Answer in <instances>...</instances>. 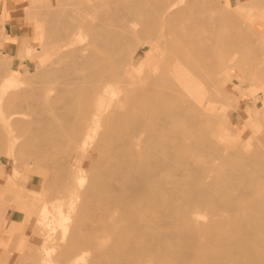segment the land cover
<instances>
[{
    "label": "bare ground",
    "instance_id": "obj_1",
    "mask_svg": "<svg viewBox=\"0 0 264 264\" xmlns=\"http://www.w3.org/2000/svg\"><path fill=\"white\" fill-rule=\"evenodd\" d=\"M69 1H65L66 4ZM98 2L91 4L90 9L102 13L103 17L99 14L94 16L97 19L102 17L101 21L93 23L85 17L81 26L79 23L75 25L89 37V45H78L81 33H71L74 26L69 25L73 16L69 21L66 20L68 15H64L68 6L66 8L62 3L66 9L63 16L54 12V16L49 14L54 8L48 13L55 25V31L51 26L54 33L49 36L61 39L62 43L56 47L61 42L57 40L55 44L57 60L52 61L54 64L49 62L53 66L48 63L51 68L47 65L44 75L38 74V78L46 79L47 83L42 84L44 80L40 79L36 91H30L32 87L28 90L34 94L32 102L26 106L30 112L16 110L22 103V90L19 93L15 90L17 93L10 99H0V149L8 146L3 150H11L10 147L20 144L22 140H18L22 137L20 132H23L25 137L22 138L29 148L25 144L28 152L20 150L26 158L30 153L28 157L37 161L43 156L45 158V154L48 156L49 151L63 150L66 140L74 142L70 153L64 156L66 163L63 165L67 171L63 177L56 178L58 166L53 164L50 168L46 167L50 170L48 173L37 171L41 176L39 181L76 192V199L71 203L74 214L67 222L60 216L61 210L50 209L48 202L39 209L40 213L52 211L50 217L48 213V216L41 214L43 218L39 220L49 231L57 227L59 234L55 235L54 243L39 248L32 257L28 256L27 264L55 250L60 264H241L242 261L264 264V149L260 147L264 143H258L264 142L262 113L253 108L254 119L246 116L245 120L251 127L254 125L253 132L259 135L257 143L253 141L254 144H251L250 141L251 149L257 148L254 146L256 143L259 150H251L247 145L245 149L229 153L224 149L220 155L217 150L221 149V145L218 143L220 146L216 149L217 144L215 146L212 137L209 138L212 131L209 133V129H213L208 118L211 104L224 103L228 99L224 100L225 95L230 93L229 87H226L217 88L222 94L220 100H213L209 95L211 85L215 88V72L220 74V71H225L222 65L226 64L224 61L231 52L229 41L232 37L229 36V46L223 40L226 47L222 46L225 50L229 49L225 60L217 57L221 48L206 37H215L218 30L214 32L208 28L213 26V19L204 14L206 7L198 0ZM261 2L255 5L261 7L264 0ZM192 8L201 13L190 23L194 13ZM186 14L188 17L192 14L191 19L189 17L188 20ZM64 16L69 25L63 21ZM183 17L189 23L180 21ZM221 18L218 19L225 27L228 20L233 21L228 13ZM134 21L141 22L143 26L138 25L142 28H134ZM48 24L52 25V22ZM203 28L208 29L207 33L214 34L205 36ZM226 28L221 29L228 34L236 32L231 29L228 32V26ZM224 31L219 32L223 35ZM140 36H146L142 38L157 44L163 53L161 60L153 72L152 69L149 70L151 73L144 69L145 75L140 79L135 74L124 77L125 57L137 45L134 41L138 42ZM217 37L213 43L218 40ZM145 42L148 43V40ZM241 43L245 44L244 41ZM247 49L243 50L249 52ZM31 50L33 47L27 45L23 52ZM239 50L242 49H238V54L244 52ZM154 51L150 49L152 57L147 59L149 64L155 63ZM228 61L227 67L232 64L229 58ZM242 62L240 68L241 65L242 69L248 68L247 62L245 66ZM252 66L255 68L251 64L249 68ZM217 84L220 86V83ZM119 92L122 97L116 98L115 93ZM101 94L109 95L104 110L100 104ZM67 109L70 111H65ZM89 111L90 120L87 119ZM213 130L216 131L215 128ZM90 132L94 136L91 143L95 144L91 148H77L78 141ZM254 133L252 136L256 139ZM252 136L251 139L255 140ZM89 140L84 137L85 143ZM79 152L80 157L73 156V153ZM53 156L50 154L51 158ZM18 157L15 156L16 160ZM47 158L49 160V156ZM56 160L58 162L57 158L53 160L55 164ZM28 165L37 167L32 161ZM31 169L27 168L29 172ZM86 170L92 174L88 181L85 178L79 181L72 179L74 174ZM54 214L59 217H54ZM230 216L233 218L229 219Z\"/></svg>",
    "mask_w": 264,
    "mask_h": 264
},
{
    "label": "rangeland",
    "instance_id": "obj_2",
    "mask_svg": "<svg viewBox=\"0 0 264 264\" xmlns=\"http://www.w3.org/2000/svg\"><path fill=\"white\" fill-rule=\"evenodd\" d=\"M57 1L60 4V6L58 5ZM65 1H67V0H39V1L38 0H27V2L23 5V13H24L25 24L29 25L31 32H33V40H31V44L22 43L20 45L19 55L17 56V58L21 62H17L15 64L13 63L12 57L6 56L0 50V70H1L0 71V83H1V85H0L1 86L0 87V90H1L0 91V99L2 98V100H3V97L5 98V100L10 99L11 96L17 90H18V93L20 90H22V92L20 91L22 93V95L20 96V103H21V101H22V103L19 107L16 108V110L24 111L27 113L30 112V111H28V109H26V106L29 103H31L33 100L32 96H34V94L30 91H32V90H33V92H34V90L36 91L39 88V87L38 88H36V87L38 86V84H40L39 83L40 79H42V81L44 80L40 76L38 78L39 72H40V75L43 74L44 71L48 70V69L45 70V68H47L48 66H49V68H51V66H53V65H51L50 63L52 61L54 62L55 60H57L56 59L57 58L56 47L60 43H62V40L60 39L61 42L57 43V40H59V39L56 40L54 37L49 36V34L52 36V34L55 31V28H54L55 25H54V22L52 21L53 19H51V18H53L52 16H54V13H57V14L63 16V14L66 13V11H65L66 9L64 6L66 5V8L68 6L67 13L64 14L65 16L68 15L67 16L68 18L64 16L63 21L65 22V24L69 25V23L66 22V20L71 21V19L73 18V22H71L69 26L73 25L74 28L76 27L75 25H77V23H79V26H81V24H82L81 20L83 22L84 21L83 19L85 17H86L85 20L90 21V22L92 20L93 23H99L98 21H101V18L103 17L102 13L99 14L100 11L95 12L93 9H90L91 4H93V5L97 4L98 1H102V0H93V1L92 0H76V1L70 0L67 4ZM95 1H97V2H95ZM198 1L205 5V6H203L204 8L206 7L205 8L206 10H204V14L206 16L209 15L208 17L213 19L212 24L213 23L214 24L219 23L218 25L213 24V26H220V25L224 26L223 21H222V24L220 23L222 20L221 16L228 13L232 17V20L234 21V23H232L233 21L230 22V20H228L227 24H225L226 27L228 26V28H229L228 32H230L229 31L230 29H231V31H234V32L236 31L235 33L230 32L231 34L230 33L228 34L226 31L227 28L225 26L221 27V28H224V29L226 28V30H225L226 32L223 29H221L220 27H217L218 29L213 27L212 25H211V27H208V28H210V30L211 29L214 30V32L218 30L217 32L219 34H217V32H216L214 35L215 37H213V38L211 37V36H213V35H211L213 32L212 33L208 32V33H210L211 36L208 35L209 37L207 36L206 38H211L213 40V42L216 39V35L219 37V38L217 37L218 40L219 39L221 40L222 36L225 33H226L225 36L226 37L228 36L227 38L223 36L224 38L221 41L216 40L215 43L212 42L213 45L218 44V45H216V47L219 46L218 48L222 49V50L221 49L219 50L218 48H216L214 46V48L216 50L218 49L219 53H220V51H221V53L225 52L224 54L220 53L218 55L216 53L217 57H220V58L222 57L221 59L225 60V57L227 56L226 52H228V50H229L228 48H227L228 50H225V47H226L225 43L227 42L226 45H228L229 42H230L229 45L231 44V47H229V48H231L230 49L231 52H228L229 57L227 56L226 60L224 61V62H226V64L222 65V66H224V67H222V69L225 68V71L224 70L222 72L220 71V74H218L216 71L214 74V76L218 79V81H216L217 79L215 77L214 78L216 80L213 79V86L216 88V90H215V88L214 89L212 88V85L210 87L211 91L209 92V95H212V98H214L213 100H216L217 98H218V100H220L219 96H221V98H222V94H219L218 89L229 87L230 93H228V95H225L226 98L224 97V100L227 98L228 99L225 100L224 103L222 100H221L222 101L221 104H219L220 102L218 104L215 102L216 103L215 105H217L216 107H215L214 103L211 104V110L210 111L212 112V108H213V112L212 113L210 112V114L211 115L216 114V115H213V117L210 115L208 118H209V120H211V126H213V129L215 128L216 131H214L212 128L209 129V133L212 130L210 135H209V138L212 137L211 140L214 141L213 143L215 146L217 144L216 149H219V147H218L219 144L221 145V146L219 145L221 147V149L217 150V152L220 151V153H219L220 155H222L221 152H224V149L227 150V153H229L228 151L234 152L235 149H236V151H238V149L242 150V148L245 149L248 146H250L249 148L251 149L250 141H252L251 144H254L253 141L254 142L256 141V143H257V135L258 134L256 135L253 132V130L255 129L254 125L251 127L250 125H248L245 122V120L247 118L246 116H249L250 119L253 120L254 117L252 115V109L255 108V109L259 110L260 113H262L261 118L263 119V124H264V77H263V75H264V49L260 50L261 48H264L263 47V45H264V15L262 14V12H264V4L263 5L261 4L262 5L261 7L259 5H255L257 3L256 1H258V0H255V1L254 0H198ZM63 2H65V3H63ZM253 2H255V3L252 4ZM259 2H261V0L258 1L257 4H260ZM62 3L65 5H63ZM85 3L88 6H86ZM71 4H73V5L75 4L76 7H75V5L72 6ZM56 5H57V8H55ZM58 7H60V8H58ZM86 7H87V9H86ZM53 8H54V10H52ZM43 9H44V11H42ZM47 9H48V11H47ZM58 9H61V10H58ZM89 9L92 10V12L89 11ZM50 10H52V13L53 12L54 13L52 14L50 12ZM60 11H62V12H60ZM192 11H193V8H192ZM87 12H89L88 14H91V15H88ZM193 12H194L193 16H192V14L191 15L189 14L190 19L192 16L191 20H189V17L187 16L188 14L185 15V17H187V19L190 21V23L192 20H194L193 17L199 16L201 13V12L199 13L198 10L193 11ZM42 13H43V15H42ZM48 13L51 14L52 16H49ZM60 13H62V14H60ZM44 14H46V15H44ZM84 14H85V16H84ZM95 14H96V16L99 14L98 16H102V17H100V18L98 17V19H97V17L94 18ZM71 15L73 16L72 18H71ZM90 16H92V17H90ZM260 16H262V17H260ZM40 17H42V18L45 17L47 20L45 18L42 19ZM48 18H49V21H48ZM78 18H81V19H79L80 21H78ZM218 18L219 19L221 18V20L219 21ZM94 19H97V21L96 20L94 21ZM45 20H46V22H45ZM184 20L185 19L183 17V20L181 19L180 21L183 22ZM188 20L187 21L185 20V21L188 22ZM214 20H216V21H214ZM74 21H78V22L74 23ZM185 21H184V23H186ZM47 22L48 23L52 22V25L48 24ZM134 22H136V21H134ZM134 22H133V24H134ZM215 22H217V23H215ZM224 22L226 23V21H224ZM238 22H239V24H238ZM136 23H137V25H136ZM136 23L133 25V27L135 26L134 28H136V29H137V27L139 29L141 26H143V25H141V22L137 21ZM138 23L141 26H139ZM235 23H237V25H239V26H237V25L235 26ZM240 23L241 24L243 23V24L241 25ZM43 25H44V27H43ZM51 26L53 27L54 31H53V29H50ZM46 27H48V28H46ZM78 27H76V30H73L74 28L73 29L70 28L71 33L72 32L74 33L75 31L81 33V36L78 37V39H77L78 45H82V44L89 45V43H91L89 37L86 36L83 33V31L81 32V30H78L80 28V27L79 28ZM236 27H239V29L238 30L234 29ZM206 28H203V32L205 33V36H206V34H208L206 32L208 29L205 30ZM70 29H69V32H70ZM51 30H52V32H51ZM220 30L224 31L223 35H221L222 33L219 32ZM47 32H48V34H47ZM43 34H44V38H43ZM233 34H234V36H233ZM229 36L232 37V39H231L232 42H233V40H235L234 42H237V43H234V42L232 43L231 41H229L230 40ZM241 36H242V38H241ZM142 37H146V36H142ZM142 37L140 36L139 38H137V39H139L138 42H136L137 40L134 41V43H137L136 46L132 45V46H134V48L137 47L136 50L132 47V49L135 51L134 54L131 53V52H133V50L131 49L130 53L127 54L125 57L123 67H124V69H126V71H125L126 73L123 74L124 77H127L128 75H131V74H135L137 76V78L140 79V78H142V76L145 75L144 69L147 68L146 72L152 69L151 71L153 72L154 71L153 69H155V66H157V63L161 60L163 53L160 51V49H158L159 47L157 46V44L154 41H152L151 39H146V38H142ZM52 38H54V40L56 42ZM240 38L242 39V41H244L245 44L241 43L242 42L241 40H240L241 42H239L238 39H240ZM224 39L226 42L223 41ZM0 40H3V38H0ZM51 40H53V42H55V43H53ZM146 40H148L149 44L147 42H145ZM149 40H151V41L149 42ZM222 41L224 43L219 44V42H222ZM47 42L49 43L48 44L49 46L47 45ZM56 43H57V45L55 47ZM41 44H42V47H41ZM44 44H46L49 48H47V46ZM53 44H54V46H52L53 47L52 48L51 45H53ZM223 44L225 47L222 46ZM27 45L32 46L33 50L23 52ZM45 46H46V48H45ZM258 46H260V49L258 48ZM151 48H153L155 50L154 52H155L156 56L154 57L155 63L149 64L147 62V59L152 57L150 55V49ZM246 48H249V49H247L249 52L244 51ZM238 49H242V50L244 49L243 50L244 52L241 50L243 53H240L241 51L239 50L240 51L239 53L241 54L240 55V54H238ZM40 50H41V52H40ZM218 51H216V52H218ZM234 53H236L237 57L235 56ZM219 55H221V56H219ZM231 55H232V57H231ZM55 56H56V58H55ZM233 57H236V58L233 59ZM228 58L230 60V63H232V64L228 65V67H227V63L229 64ZM52 59H54V60H52ZM231 59H233V61H231ZM243 59L244 60L246 59L245 61L247 62V65H248V68L245 67L246 70H245V68L242 69L243 68L242 65H241L242 68H240V66H239L241 64V60L243 61L242 62L243 65L244 66L246 65V63ZM23 61H26V63L24 64ZM53 62H52V64H54ZM248 62L251 65H254L255 68L253 66H252V68H249L250 64ZM48 63L51 66L48 65ZM234 65H235V67H234ZM1 67H2V69H1ZM238 67L240 69H237ZM220 69H221V67H220ZM151 71H149V72L151 73ZM156 71L159 72V70H156ZM154 73H156V72H154ZM28 77H29V79H28ZM222 79H224V80H222ZM44 81H46V79ZM44 81L42 84L47 83V81L46 82H44ZM220 81H223L222 82L223 84ZM32 82L33 83L35 82L34 83L35 85ZM28 83H29V85H28ZM217 83H220V86ZM41 86H43V85H41ZM29 89H30V91H28ZM26 93L28 95H26ZM115 94H117V96H115L116 98L122 97L121 92L115 93ZM227 96H229V97H227ZM6 97H8V98L6 99ZM108 100H109V95L101 94L100 104L102 105L103 110H104V106H106ZM89 109H90V107H89ZM89 109H87L86 112ZM65 111H70V110L67 109ZM90 113H91L90 111L87 113V119L88 120H90V117H91ZM217 114H219V115H217ZM89 123H92V122L89 121ZM99 123H101V121H99ZM89 128H91V126H89ZM100 128H102V127H100ZM208 128H210V126ZM251 130H252V132H251ZM252 133H254V135L256 136V139L252 136L253 135ZM20 135L22 137H25L23 132H20ZM251 136L255 140H252ZM22 137H20L18 141L22 140L21 143L24 144L23 145L24 147L22 146L21 143L20 144L17 143L16 146L14 145V147H10L11 150L8 149V150L4 151L5 149H7L8 146L5 149H4V147L1 148L2 150L4 149L3 152L0 149L1 150L0 151V264H14V261L16 262V264H19L21 260H22V262L23 261L26 262V263L23 262L24 264H27L28 262L26 259L28 258V256L32 257L34 255V253L39 248H44L47 245L49 246L50 244L54 243V240L56 239L55 235L59 234V229L56 227L54 230L49 231L47 228L42 226V222L39 220L40 217L43 218L41 214H43V216H45L48 213L49 217H50V214L52 215L51 210L47 213H43V212L40 213L39 209L41 207H44V204L46 202H48L47 206L50 209L61 210L60 216L62 218H64L65 220H67V222H70V219L72 218V216L74 214L73 211L71 210V203H72V201H74L76 199V192L74 190H71L70 192H68V191L64 190L63 186H61V185H54V184L48 185L45 182L39 181L38 179H41V176L37 172L39 170H43V171H46V173H48V172H50V170L48 171L46 169V167L50 168L51 165L53 164L54 166L55 165L58 166V168L56 167V171H57L56 173L58 175V176H56V178L63 177L65 175V170L67 171V169H64L65 167L63 165L64 163H66V160H64L66 158L64 156L65 155L67 156V154L70 153L71 147L74 146L73 140H71V139L66 140L62 145L64 149L61 151L58 150L57 152H54L55 154L53 152L49 151V153L52 156L56 155L55 158H54V156L51 158L50 154L48 153L49 160L47 158L48 157L47 154H45V158H43L44 156L41 157L43 160L39 159L41 161H39V160L36 161L35 158L28 157V155L30 153L27 154V158H26L25 157L26 155L25 154L23 155L22 150H20V149H23L24 153L25 152L27 153L28 148H29V145L26 144L27 142H25ZM84 137L90 139L89 140L90 142L87 141L85 143ZM93 138H94V136H93V134H91V132L87 136L83 135V138L81 139V141H78V144H77L78 147L77 148L81 149L82 147L84 148V146L91 148L93 146V144H95V143H91V140H93ZM240 138H242L245 141L246 145L243 142V140ZM258 138H259V135H258ZM248 140H249V142H248ZM238 142L241 144H239ZM256 143L254 146L258 148V144L256 145ZM258 143L261 145L264 142H261V143L258 142ZM25 144L28 146V148ZM237 144H238V148H237ZM241 145L243 147H241ZM244 145H245V147H244ZM233 146H235V147H233ZM262 146L264 147V145L260 146L263 150L264 148ZM19 147H21V148H19ZM12 148H13V151H12ZM257 148L256 149L252 148L251 150H259ZM261 148H260V150H261ZM24 149L27 151H25ZM29 151H31V148ZM227 153L225 151L226 155H227ZM225 154H223V155L225 156ZM9 156H12V158ZM15 156L18 157L17 160H16ZM73 156L74 157L75 156L80 157V152L79 153H73ZM13 158H15V161L17 163L14 161ZM56 158L58 159V162L56 160V164H55L54 163L55 161L53 162V160ZM28 160L32 161L33 165L35 164V166H37V167L28 165V162H29ZM215 160H218V159L215 158ZM51 162H53V163H51ZM38 164H40V165H38ZM31 167H32V169H31ZM66 167H68V166H66ZM27 168L31 169V171L29 172V170H27ZM91 175H92L91 171L86 170V171L80 172V174H77V173L74 174L72 179H74V181H79V179L85 178L88 181V179H90ZM35 178H37V179L35 180ZM5 195H7V196H5ZM54 217H59V215L54 214ZM231 217L232 216H230L229 219H231ZM15 259H17L18 261ZM22 262H21V264H22ZM30 264H60L59 255L57 254L56 250L51 251L48 255L42 254L37 259H33ZM63 264H66V263H63ZM241 264H249V263H247L246 261H242Z\"/></svg>",
    "mask_w": 264,
    "mask_h": 264
},
{
    "label": "crops",
    "instance_id": "obj_3",
    "mask_svg": "<svg viewBox=\"0 0 264 264\" xmlns=\"http://www.w3.org/2000/svg\"><path fill=\"white\" fill-rule=\"evenodd\" d=\"M27 0H0V50L13 58V63L21 62L17 56L22 43L31 44L33 32L25 24L23 5ZM25 64L26 61H23Z\"/></svg>",
    "mask_w": 264,
    "mask_h": 264
}]
</instances>
